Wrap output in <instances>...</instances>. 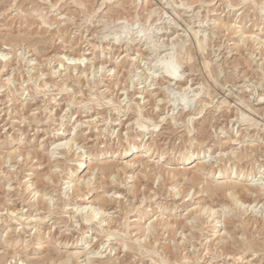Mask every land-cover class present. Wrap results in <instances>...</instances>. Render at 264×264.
Segmentation results:
<instances>
[{"label":"rangeland","instance_id":"rangeland-1","mask_svg":"<svg viewBox=\"0 0 264 264\" xmlns=\"http://www.w3.org/2000/svg\"><path fill=\"white\" fill-rule=\"evenodd\" d=\"M230 3L236 8L231 9ZM262 7L264 0H0V264H59L77 238L74 250H83L91 241L93 256L101 264H264ZM241 13L242 20L235 23ZM229 25H233L230 31ZM201 40H206L203 47ZM64 54L66 68L60 62ZM82 55L81 65L72 64L79 63L72 58ZM171 55L181 62L175 81L161 66ZM138 117L147 126L142 135L139 124L133 126ZM138 134L146 148L155 151L150 160L161 153L169 157L162 163L164 170L150 162L146 173L141 166L124 172L115 168L102 176L97 167L98 195L106 192L115 197L103 205L107 212L86 223L73 203H81L79 209L88 203L78 199L68 202L62 214L69 190L64 182L82 158L116 147L118 154L124 153L139 144ZM72 137L77 141L70 148L55 149L58 153L53 157H60L59 161L50 159L48 151L55 142ZM188 147L192 161L180 166V155ZM197 156H205V164L198 165ZM177 166L181 171L185 166L186 172L176 177L166 170ZM234 166L248 177L237 179L233 173L229 183L237 182L240 189L224 185L226 189L221 184L228 181L226 173ZM44 174L51 178L45 181ZM33 187L47 198L39 205L41 210ZM202 206L218 209L219 214L210 216ZM193 208L191 216L197 219L193 226H179V233L159 230L157 242L148 236L146 242L153 244L146 252L140 238L153 216L164 212L182 218ZM138 214L141 220L132 223ZM41 228L50 230L43 249L32 244L23 250L27 240L37 239ZM7 230H14L8 244L3 242ZM81 232L87 236L83 240ZM55 238L60 248L54 246ZM244 241L252 247L244 250Z\"/></svg>","mask_w":264,"mask_h":264},{"label":"bare ground","instance_id":"bare-ground-1","mask_svg":"<svg viewBox=\"0 0 264 264\" xmlns=\"http://www.w3.org/2000/svg\"><path fill=\"white\" fill-rule=\"evenodd\" d=\"M243 1H246V0H243ZM183 5H185V4H183ZM230 6H231V9H234V8H236V4H233V3H230ZM230 9V10H231ZM259 14L260 15H262V14H264V7H262V8H260V10H259ZM240 20H242V13L241 14H239L237 17H236V20H235V23L236 22H239ZM227 29L230 31V30H232L233 29V25H229V26H227ZM131 38V37H130ZM206 39V38H205ZM118 40V39H117ZM207 40V39H206ZM206 40H201L199 43V45L201 46V47H203V44L204 43H206ZM134 41H135V39H134ZM131 42H133V39H131ZM132 44H134V43H132ZM16 46H17V44H15ZM204 45H206V44H204ZM15 47V46H14ZM15 49V48H14ZM127 49V48H126ZM9 50V49H8ZM18 52V51H17ZM4 53V52H3ZM145 53V52H144ZM63 54V53H62ZM175 54V53H174ZM8 55V54H7ZM170 55V54H169ZM189 55V54H188ZM63 56L64 57H68L67 56V54H64V55H62L61 56V66H64L65 67V63H63ZM85 55H82V56H80V57H78L77 59H74V58H72V60H78L79 61V63H77V62H75V63H72V64H74L75 66L77 65V64H79V65H81L82 64V62L84 61V59H83V57H84ZM127 56V55H126ZM176 56V55H175ZM174 55H171V56H169V57H167L168 59H166V60H164V62H161V66H162V69H164L165 70V72L166 73H168L169 74V79H171V80H177L178 79V74H179V71H180V67H181V62H179L178 60H176V57H175ZM19 57V56H18ZM71 57V56H70ZM120 57V55L118 56V58ZM147 57V56H146ZM184 57V56H183ZM123 58H125V56L123 57ZM140 58V57H139ZM166 58V57H165ZM178 58V57H177ZM191 58V57H190ZM19 59H21V58H19ZM147 59V58H146ZM188 59H189V57H188ZM70 60H71V58H70ZM23 61V60H22ZM88 62V61H87ZM31 63V62H30ZM103 63V62H102ZM5 65H4V67L6 68V66H7V61L4 63ZM68 64H70L71 65V63H68ZM33 65H35V64H33ZM3 66V65H2ZM74 66V67H75ZM102 66V65H101ZM124 66V65H123ZM3 67V68H4ZM104 67V65L101 67V68H103ZM66 68V67H65ZM67 68H68V70H69V66H67ZM100 68V69H101ZM113 68V67H112ZM161 70V69H160ZM58 71V70H57ZM81 71V70H80ZM83 71V70H82ZM84 72H87V71H84ZM102 72V71H101ZM165 74V73H164ZM79 77V76H78ZM9 82V81H8ZM47 83V82H46ZM39 87V86H38ZM41 88V87H40ZM44 88V87H43ZM39 89V88H38ZM180 90H181V88H180ZM14 92V91H13ZM63 92V91H62ZM81 93V92H80ZM209 93V92H208ZM18 94V93H17ZM75 96V95H74ZM210 96V95H209ZM76 97V96H75ZM13 99V98H12ZM71 100V99H70ZM69 100V101H70ZM77 100V99H76ZM185 100V99H184ZM80 104V103H79ZM139 104V103H138ZM201 105V104H200ZM139 106V105H138ZM186 106H187V103H186ZM202 106V105H201ZM139 108H141V106H139ZM138 108V109H139ZM119 109V108H118ZM121 109V108H120ZM142 109V108H141ZM196 109H198L200 112H201V110L199 109V108H196ZM203 110V109H202ZM52 111V110H51ZM140 111V110H139ZM197 111V110H196ZM195 111V112H196ZM198 111V112H199ZM142 113V112H141ZM194 114H197V113H194ZM53 115V114H52ZM196 116V115H195ZM145 117V116H144ZM147 117V116H146ZM150 117V116H149ZM148 117V119H150ZM249 117V116H248ZM250 120V119H249ZM135 121V123H133V126H134V124H139V127L141 128L138 132H140L141 131V135H142V133L143 132H145V131H147V129H146V125H144V124H142L141 123V118L140 117H138V118H136V120H134ZM163 121V120H162ZM60 122V121H59ZM80 122H82V121H80ZM151 122V121H150ZM62 124V123H61ZM149 124V123H148ZM138 126V125H137ZM149 126H151V127H153V124H151V125H149ZM156 125H154V127H155ZM196 126V125H195ZM66 127V126H65ZM132 127V126H131ZM157 127H158V125H157ZM149 128V127H148ZM40 129V128H39ZM153 129V128H152ZM154 129H156V128H154ZM61 130V129H60ZM149 130V129H148ZM20 131V130H19ZM22 131H20V133H21ZM155 132V131H154ZM203 132V131H202ZM23 133V132H22ZM21 133V134H22ZM58 135L60 134V133H57ZM139 135V134H138ZM141 135H139L138 137H137V141H140L139 142V144H136V143H134L133 145H131L128 149H126L125 151H124V153H121V154H118V151H119V149H117V147H116V150H112V149H107V150H105L104 149V151L100 154V155H98V153H96V152H90L86 157H83L82 158V160L79 162V164L77 165V168L75 169V170H73L69 175H68V177H67V179H66V181L64 182V185L66 184V188H69V190H68V199H67V201H66V203H65V205L62 203V205H64L63 206V209L61 210V212H62V214H63V212H65L66 213V209H65V207L67 206L68 207V205H70V204H68V202H72V201H76V200H80V201H87V203L88 204H86V206H84V207H82L81 209H79L80 207L79 206H77L79 203H76V204H74L73 203V205H76V209H74L77 213H79V211H81L80 213V215L82 216V218H80V219H83L84 220V222H86V223H88V222H90V221H92L94 218H96V216L98 215V214H105L104 212H103V210H104V208H103V205H105V204H107V203H109V202H112V201H114V199H115V197H114V195H108L105 191V193H102V194H100V195H98L101 191L97 188V185L96 184H98L97 183V179H98V175H100V174H98L97 172L95 173V169L98 167V170H101V175L102 176H104V174L106 173V172H110V171H112V169H115V168H117V170H120V169H122L121 171H123V170H126L127 171V169H134L135 167H141L142 166V171L143 172H147L148 170H147V168H149V164H150V162L152 163L153 162V165L156 167V168H158V169H163L164 167H165V164H162V163H164L169 157L168 156H166V154L165 153H161V154H159V156H157L158 157V159L157 160H155V161H152V160H150V159H152V157L154 156V153H155V151L153 152L151 149V147L150 148H146V145H145V143H143L144 142V139L141 137ZM152 135H153V133H152ZM151 135V136H152ZM56 136V135H55ZM150 136V137H151ZM154 136V135H153ZM44 137V136H43ZM146 137V136H145ZM16 138V137H15ZM13 138L11 137V139L10 140H12ZM34 139V138H33ZM61 139H64V138H61ZM191 139H193V138H191ZM96 140V139H95ZM74 141H77L74 137H72V138H67L66 140H63V141H61V142H58V141H56L55 142V147L52 149V150H50V151H48L49 153H48V156L50 157V159H52V158H54L56 161H59V159L58 158H60V157H53L55 154H57L56 153V151H55V149H59V148H63V147H65V146H69L70 144H72L71 142H73V144H74ZM199 141V140H198ZM235 141V140H234ZM237 141V140H236ZM10 142V141H9ZM11 143V142H10ZM44 143V142H43ZM125 145V144H124ZM120 147V146H119ZM187 147V146H186ZM22 148V147H21ZM69 148H70V146H69ZM68 147H66V149H69ZM112 148V147H111ZM123 148H124V146H123ZM168 148V147H167ZM171 148V147H170ZM236 149V148H235ZM163 150V149H162ZM186 150V153H183L182 155H180L181 156V158H180V160H179V164H180V166L181 165H186V164H189L190 163V160L192 161V156H189V153L191 152L190 151V147H188V148H186L185 149ZM10 151H14L13 149H11ZM123 151V150H122ZM17 152V154H18V150L16 151ZM15 152V153H16ZM19 152H21V153H23V150H20ZM64 152H66V151H64ZM165 152V151H164ZM233 152V151H232ZM232 152H231V154H232ZM240 152V151H239ZM9 153V152H8ZM68 153H69V151H68ZM203 153V152H202ZM235 153V152H234ZM30 153L28 152L27 154H24V156L26 155H29ZM46 154V153H45ZM77 154V153H76ZM75 154V155H76ZM241 153H239V155H240ZM1 155V154H0ZM9 155H11V153L10 154H8V156ZM19 155V154H18ZM80 155H82V154H80ZM168 155V154H167ZM201 155V154H200ZM24 156H22L23 158H24ZM84 156V155H83ZM117 156H119L118 157V159H113V160H105L106 158H108V157H111V158H114V157H117ZM172 156V155H171ZM19 157H21V156H19ZM28 157V156H27ZM26 157V158H27ZM69 157V156H68ZM97 157H98V159H97ZM198 157V156H197ZM205 157V156H204ZM204 157L202 158V157H198V158H196V160L195 161H198L197 162V164L198 163H200V164H205V161H202L203 159H204ZM17 158V157H16ZM244 158V157H243ZM11 159V158H10ZM35 159V158H34ZM33 159V160H34ZM64 160H66V159H64ZM73 160V159H72ZM70 161V160H69ZM178 161V160H177ZM71 162V161H70ZM52 163V162H51ZM55 163V162H54ZM137 163H139V164H137ZM141 163V164H140ZM178 164V165H179ZM40 165H42V164H40ZM51 165V164H50ZM56 165V164H55ZM60 165V164H59ZM149 165V166H148ZM199 165V164H198ZM48 166V165H47ZM53 166H54V164H53ZM148 166V167H147ZM204 166V165H203ZM52 167V166H51ZM55 167V166H54ZM147 167V168H146ZM168 167V166H167ZM200 167V166H199ZM202 167V166H201ZM53 168V167H52ZM68 168V167H67ZM151 168V167H150ZM154 168V167H153ZM155 168V169H156ZM238 168V167H237ZM55 169H56V167H55ZM69 169V168H68ZM92 169H94V171H92ZM152 169V168H151ZM226 169V168H225ZM49 170H51V169H49ZM54 170V169H53ZM52 170V171H53ZM117 170H114V171H117ZM150 170V169H149ZM164 170V169H163ZM166 170H169V172H171L172 173V175H174V176H176L177 174H180V173H183V172H186V170H187V168H185V166H183V170L181 171V168L180 167H175V168H171V169H166ZM196 170V169H195ZM230 170H231V172L230 173H226V179H228V181H225V180H223V181H225V182H223L221 185H223L222 187H234V189L235 188H239V185L237 184V182H235V181H233V182H231V183H229L230 182V180H232L231 179V177H232V174L233 173H236V174H238V177H237V179H243V178H247L248 177V173H246V171L244 170H242L241 169V171H238L236 168H235V166L234 167H232V168H230ZM240 170V169H239ZM69 171H71V170H69ZM130 171V170H129ZM151 171H153V170H151ZM151 171H149V173L151 172ZM160 171H162V170H160ZM198 171V170H197ZM214 171V170H213ZM220 171H222L221 170V168H220ZM51 172V171H50ZM54 172H57L56 170H54ZM118 173H119V171H117ZM124 172V171H123ZM159 172V171H158ZM166 172V171H165ZM224 172V171H223ZM4 173V172H3ZM6 173V172H5ZM8 173V172H7ZM28 173V172H27ZM59 173V172H58ZM100 173V172H99ZM129 173V172H128ZM132 173H133V171H132ZM161 173V172H160ZM202 173V172H201ZM204 173V172H203ZM12 174V173H11ZM30 174V173H29ZM47 174V173H46ZM46 174H44V176L46 175ZM54 174V173H53ZM98 174V175H97ZM112 174V173H111ZM114 174H115V172H114ZM113 174V175H114ZM117 174V173H116ZM116 174H115V176H116ZM125 174H126V172H125ZM143 174V173H142ZM162 175V177H163V173H161ZM191 174V173H190ZM194 174H196V173H194ZM13 175V174H12ZM49 175V174H48ZM55 175V174H54ZM110 176V174H109V178H112L113 179V177L114 176ZM128 175V174H127ZM131 175V174H130ZM149 175V174H148ZM166 175V174H165ZM189 175V174H188ZM50 176V175H49ZM49 176H45V177H43L44 178V180L45 181H47V179H50L51 177H49ZM144 176H145V174H144ZM159 176V173H158V175H157V177ZM161 176H160V178H161ZM186 176V175H185ZM48 177V178H47ZM130 177H134V176H130ZM136 177V176H135ZM134 177V178H135ZM177 177V176H176ZM189 177V176H188ZM114 178H116V177H114ZM124 178V177H123ZM152 178H153V176H152ZM159 178V177H158ZM157 178V179H158ZM165 178V177H164ZM163 178V179H164ZM1 179V178H0ZM112 179H110V180H112ZM136 179H137V177H136ZM140 179V178H139ZM162 179V178H161ZM31 180V179H30ZM107 180V179H106ZM118 180V179H117ZM117 180H113V181H115V182H117ZM119 180H120V178H119ZM160 180V179H159ZM188 180V179H187ZM190 180V179H189ZM12 181V180H11ZM49 181V180H48ZM51 181H52V179H51ZM50 181V182H51ZM203 181V180H202ZM216 181V180H215ZM33 182V181H32ZM112 182V181H111ZM120 182V181H119ZM205 182V181H204ZM213 182V181H212ZM212 182H210L211 184H212ZM217 182V181H216ZM219 182V181H218ZM222 182V181H221ZM56 183V182H55ZM135 183V182H134ZM200 183H203V182H200ZM215 182H213V184H214ZM7 184V183H6ZM27 184V183H26ZM29 184V183H28ZM120 184H122L121 182H120ZM119 184V185H120ZM207 185H208V182L206 183ZM206 184H204V185H206ZM212 184V185H213ZM135 185V184H134ZM224 185H226V186H224ZM9 186H11V185H9ZM33 186V185H32ZM126 186V185H125ZM136 187L138 186V185H135ZM135 186H131V188L132 187H135ZM252 186H253V184H251V188L250 187H248V188H246L248 191H252ZM6 187V186H5ZM8 187V186H7ZM55 187V186H54ZM207 187V186H206ZM209 187V186H208ZM226 187V189H228ZM9 188V187H8ZM31 188V185H29V186H27V189H30ZM26 189V188H25ZM49 189V188H48ZM87 189H89V191L87 190ZM130 189V188H129ZM176 189V188H175ZM208 189V188H207ZM229 189H232V188H229ZM240 189V188H239ZM61 191H62V189H60ZM104 190V189H103ZM106 190V189H105ZM132 190V189H131ZM131 190H129L130 192H131ZM180 190V189H179ZM203 190V189H202ZM217 190V189H216ZM215 190V191H216ZM223 190H225V189H223ZM32 191L33 192H35V195L36 194H38L39 193V190H38V188H36V187H33V189H32ZM69 191H71V193L69 192ZM90 191H91V194H90ZM231 191V190H230ZM230 191H227V192H229L230 193ZM236 191V190H235ZM8 192V191H7ZM47 192V191H46ZM64 192V191H63ZM103 192V191H102ZM174 192V191H173ZM177 192V191H176ZM176 192H174V193H176ZM191 192V191H190ZM190 192H189V194H190ZM201 192H203L202 194H204V190L203 191H201ZM174 193H173V195H174ZM179 195H180V191H178L177 192ZM185 193V192H184ZM206 193V192H205ZM209 193V192H208ZM232 193V192H231ZM66 195H67V193H65ZM114 194V193H113ZM157 194V193H156ZM178 194H176V195H178ZM187 194V193H186ZM176 195H174V196H176ZM178 195V196H179ZM45 196V194H38L36 197H37V210H41V208L39 207V205L40 204H42V205H44V201L47 199L46 197H44ZM115 196H116V193H115ZM118 196V195H117ZM136 196V195H135ZM192 197H193V195H191ZM209 196V195H208ZM35 197V196H34ZM52 197V196H51ZM49 198V199H52V198ZM54 197V196H53ZM59 197V196H58ZM154 197V196H153ZM153 197H151V198H153ZM160 197H162V196H160ZM172 197V196H171ZM191 197V198H192ZM144 199V198H143ZM57 200H58V198H57ZM116 200H118V199H116ZM145 200V199H144ZM166 200V199H165ZM10 201V200H9ZM47 201V200H46ZM54 201V200H53ZM74 201V202H75ZM143 201V200H142ZM11 202V201H10ZM52 202V201H51ZM77 202H79V201H77ZM117 202V201H116ZM144 202V201H143ZM153 202V201H152ZM159 202V201H158ZM161 202V201H160ZM8 203V202H7ZM49 203V202H48ZM114 203V202H113ZM118 203V202H117ZM172 203V202H171ZM177 203V202H176ZM50 204V203H49ZM72 204V203H71ZM81 204V203H80ZM79 204V205H80ZM154 204H157V200L155 199L154 200ZM162 204V203H161ZM197 204H198V202H197ZM240 204H242V203H240ZM8 205V204H7ZM110 205V204H109ZM136 205V204H135ZM173 205V204H172ZM243 205H244V203H243ZM81 206V205H80ZM196 205H194V207H195ZM245 206V205H244ZM72 207V206H71ZM153 207V206H152ZM161 207H164L163 205L161 206ZM168 207V206H167ZM166 207V208H167ZM175 207V206H174ZM193 207V206H192ZM197 207H199V204H198V206ZM203 207V210L206 212H208L209 214H210V216H214V215H216L217 213H218V209H215V208H213V207H211V206H207V207H204V206H202ZM202 207H201V209H202ZM5 208V207H4ZM43 208V207H42ZM73 208H75V207H73ZM155 208V207H154ZM157 208V207H156ZM173 208V207H172ZM196 208V207H195ZM195 208H193L194 210H191L190 212H188L185 216H183L182 218H178V217H176V216H173L172 214L173 213H168V215L166 216V213H164V212H160L161 214H159V215H157L156 217L155 216H153L152 218V221L150 222V221H148V222H150L148 225L147 224H145V227H143V230H142V232H143V234L141 235L143 238H140V239H142L143 241H144V244L142 245L143 247H145V248H147L146 249V252H149L150 250L148 249V246L149 245H152L153 244V242L152 241H148V242H146V240L148 239V236H154V241L155 242H157L158 241V239L156 238V236H158V233H159V230H162V229H167L168 230V232L169 233H175L177 230H178V227L180 226H187V225H191V224H193L194 222V220L193 219H195V220H197L196 218H194V217H196L195 215L192 217L191 215L194 213V211H195ZM58 209V208H57ZM106 209V208H105ZM129 209V208H128ZM135 209V208H134ZM173 209H175V208H173ZM189 209V208H188ZM187 209V210H188ZM225 209V208H224ZM44 210V209H43ZM47 210V209H46ZM49 210V209H48ZM127 210V209H126ZM163 210V209H162ZM226 210V209H225ZM10 211H12V210H10L9 209V212ZM165 211V210H164ZM197 211V210H196ZM203 211V212H204ZM255 211V210H254ZM14 212V211H13ZM174 212V211H173ZM187 212V211H186ZM199 211H197L196 213H198ZM220 212V211H219ZM223 212H225V211H223ZM11 213V212H10ZM52 213V212H51ZM195 213V214H196ZM61 214V213H60ZM75 214V213H74ZM97 214V215H96ZM110 214V213H109ZM200 214H203V213H201L200 212ZM208 214V215H209ZM219 214V213H218ZM225 214V213H224ZM142 215V214H141ZM148 215V214H147ZM184 215V214H183ZM80 216V217H81ZM103 216V215H102ZM108 216H110V215H108ZM108 216L107 217H105L106 219H107V223H108ZM112 216V215H111ZM110 216V217H111ZM178 216V215H177ZM199 216V215H198ZM20 217V216H19ZM22 217V216H21ZM20 217V218H21ZM24 217V216H23ZM22 217V218H23ZM47 217V216H46ZM136 218H135V220L134 221H132V223L133 222H138L139 220H141L140 219V214H138V215H136L135 216ZM21 218V219H22ZM29 218V217H28ZM33 218V217H32ZM45 218V217H44ZM75 218V217H74ZM103 218V217H102ZM213 218V217H212ZM220 218V217H219ZM218 218V219H219ZM14 219V218H13ZM19 219V218H18ZM76 219V218H75ZM110 219V218H109ZM221 219V218H220ZM20 220V219H19ZM32 220V219H31ZM150 220V219H149ZM214 220V219H213ZM103 221H106V220H103ZM222 221V220H221ZM75 221H73V223H74ZM77 222V221H76ZM75 222V223H76ZM112 222H114V220H112ZM111 222V223H112ZM147 222V223H148ZM217 222H220V220H217L216 221V223ZM231 222V221H230ZM68 223V222H67ZM79 223V222H78ZM197 223V222H196ZM203 223V222H202ZM234 223V222H233ZM19 224V223H18ZM66 224V223H65ZM98 224H100V223H98ZM130 224V223H129ZM137 224V223H136ZM195 224V223H194ZM218 224V223H217ZM108 225H109V223H108ZM147 225V226H146ZM216 225V224H215ZM100 226H102V224L100 225ZM136 226V225H135ZM191 226H193V225H191ZM108 227V226H107ZM110 227H112L111 226V224H110ZM110 227H108V228H110ZM130 227V226H129ZM6 228V227H5ZM11 228V227H10ZM9 228V229H10ZM13 228H15V227H13ZM17 228V227H16ZM84 228V227H83ZM103 228V227H102ZM107 228V229H108ZM216 228V227H215ZM101 229V228H100ZM112 230H113V228H111ZM138 229H140V227H138ZM142 229V228H141ZM226 229V228H225ZM225 229L223 230L226 234H228V232L227 231H225ZM106 229L104 228V230L103 231H105ZM115 230H117V229H115ZM129 230V229H128ZM181 230V229H180ZM179 230V231H180ZM38 231V230H37ZM48 231H50V230H47V229H43V228H41V229H39V236L37 237V239H33V240H27V242H26V244L24 245V247H23V250H25V251H28L30 248H31V245L33 244V248H39V249H43V247L45 246V242H44V239H45V237H47L46 236V234H47V232ZM98 231V230H97ZM140 231V230H139ZM80 232V231H79ZM84 232H85V230H84ZM107 232V231H106ZM113 232H114V230H113ZM131 232V231H130ZM167 232V231H166ZM4 233H5V231H4ZM4 233H2L3 235H4ZM82 234V236L81 237H79L81 240H83L84 238H86L87 236H84V233L83 232H81ZM109 233V232H108ZM169 233H168V235H169ZM176 233H179V232H176ZM183 233V232H182ZM186 233V232H185ZM192 233V232H191ZM194 233V232H193ZM218 233V232H217ZM217 233H215V234H217ZM224 233V234H225ZM14 234V230H7V232H6V234L4 235V240H3V242L4 243H9L10 242V239H8V237H11L12 235ZM110 234H113V233H110ZM110 234H108L109 235V238H110ZM114 234H116V233H114ZM126 234H128L127 232H126ZM125 234V235H126ZM138 234V233H137ZM175 235V234H174ZM183 235V234H182ZM185 235V234H184ZM191 235V234H190ZM221 235L223 236V232L221 233ZM229 235H230V233H229ZM228 235V236H229ZM113 236H115V235H113ZM179 236V235H178ZM186 236V235H185ZM188 236H189V234H188ZM194 236V235H193ZM216 236V235H215ZM217 236H218V234H217ZM220 236V235H219ZM18 237H20V236H18ZM36 237V236H35ZM65 237V236H64ZM180 237H181V234H180ZM183 237V236H182ZM191 237V236H190ZM230 237V239H231V237H232V235L231 236H229ZM48 238L50 239V240H52L53 239V237H52V235H51V233H50V235L48 236ZM67 238V237H66ZM75 238V237H74ZM108 238V239H109ZM125 239H126V237H124ZM188 237L186 236L184 239L186 240ZM227 238V237H226ZM14 239H16V238H14ZM120 239V238H119ZM123 239V238H122ZM132 239V238H131ZM130 239V240H131ZM172 239V238H171ZM191 239V238H190ZM220 240H221V237L219 238ZM223 239H225V238H222V240ZM232 239H234V238H232ZM71 240V239H70ZM182 240V239H181ZM181 240L179 241V243L181 242ZM236 240V239H235ZM79 239L77 238L76 239V241H75V243H71V248H76L75 246H77L78 244H79ZM90 241V240H89ZM135 241H138V240H135ZM175 241H177L176 239H175ZM175 241H174V243H175ZM59 242V238H55V242H53V244H54V246L55 245H57V247H58V243ZM87 242V241H86ZM133 242V241H132ZM223 242V241H222ZM226 242V241H225ZM230 242V241H229ZM228 242V243H229ZM234 242V241H233ZM238 241L236 240V243H237ZM91 243V241L90 242H88V244H87V246L83 249V250H67V253H66V255H64L65 257H63V258H65L64 260H62L61 261V259H60V261L61 262H58L59 264H72L71 262L73 261V260H76L77 262H78V264H101V263H97L96 261H97V259H95V257L93 256V254L96 252V251H94V249H93V246H94V244L93 245H91L90 244ZM122 243V242H121ZM174 243H172V246H173V244ZM184 243V242H183ZM190 243H191V241H190ZM231 243V242H230ZM13 244V243H12ZM53 244H52V246H53ZM60 244H61V242H60ZM66 244H69V243H63V245H66ZM123 244V243H122ZM138 244V243H137ZM177 244V243H176ZM181 244V243H180ZM191 245H192V243H191ZM125 246L127 247L128 246V243H126L125 244ZM142 246H140V249H141V247ZM154 246H155V244H154ZM233 246H234V244H233ZM236 246H237V244H236ZM235 246V247H236ZM241 246L243 247V246H245L244 247V250L245 249H248V248H251L252 247V244L250 243V242H246V241H244V242H242L241 243ZM231 247V246H230ZM58 248H60V247H58ZM66 248V247H65ZM81 248V247H80ZM129 248V247H128ZM79 249V248H78ZM175 249V246H173V250ZM177 249V248H176ZM175 249V250H176ZM239 249V248H238ZM142 250H144V248H142ZM147 250H149V251H147ZM156 250L157 249H155V250H153V251H151L152 253H156ZM174 250V251H175ZM240 250H242V249H240ZM145 251V250H144ZM158 251V250H157ZM247 252V251H246ZM27 253V252H26ZM227 253V252H226ZM229 253V252H228ZM241 253V252H240ZM245 253V252H244ZM146 254H148V253H146ZM95 255V254H94ZM102 255H103V253H102ZM144 255V254H143ZM149 255H150V253H149ZM148 255V256H149ZM156 255V254H155ZM186 255V256H185ZM185 255H183V256H185L183 259H187V254H185ZM104 256V255H103ZM151 256V255H150ZM158 256V255H157ZM166 256V255H165ZM234 256V255H233ZM50 257V256H49ZM99 257V256H98ZM180 257V256H179ZM191 257V256H190ZM240 257V256H239ZM60 258H62V257H60ZM62 258V259H63ZM159 258H161L160 256H159ZM174 258V257H173ZM180 258H182V256L180 257ZM241 258V257H240ZM43 259V258H42ZM80 259V260H79ZM101 259H103V258H101ZM47 260V259H46ZM110 260V259H109ZM116 260V259H115ZM164 260V259H163ZM190 260V259H189ZM24 261V260H23ZM48 262H50L49 260H47ZM52 261V260H51ZM114 261V260H113ZM118 261V260H117ZM166 261V260H165ZM173 261V260H172ZM183 261V260H182ZM181 261V262H182ZM99 262V261H98ZM106 262V261H105ZM111 262V261H110ZM159 262V261H158ZM168 262V261H167ZM247 262H249V261H247ZM246 262V263H247ZM52 263H53V261H52ZM51 263V264H52ZM108 263V262H107ZM107 263H105V264H107ZM54 264V263H53ZM113 264V263H112ZM165 264H167L166 262H165ZM173 264V263H172ZM182 264H186V263H182Z\"/></svg>","mask_w":264,"mask_h":264}]
</instances>
